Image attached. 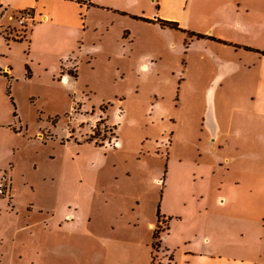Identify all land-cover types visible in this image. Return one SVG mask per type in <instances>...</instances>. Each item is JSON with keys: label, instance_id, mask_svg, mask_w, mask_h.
I'll list each match as a JSON object with an SVG mask.
<instances>
[{"label": "rangeland", "instance_id": "obj_1", "mask_svg": "<svg viewBox=\"0 0 264 264\" xmlns=\"http://www.w3.org/2000/svg\"><path fill=\"white\" fill-rule=\"evenodd\" d=\"M151 1L99 3L138 13ZM77 6L61 11L78 15V25L37 28L29 78L18 59L11 78L0 74V176L10 189L0 195V264H169L166 246L199 226L205 196L222 193L221 172L209 173L212 191L206 186L218 156L206 117L225 113L218 89L236 46L157 31L107 8L86 18ZM72 63L75 77L60 81ZM234 179L226 177L225 193ZM232 205H211L207 215V229L221 217V241L234 237L225 227ZM174 208L185 220L165 247L164 223L152 246L147 220Z\"/></svg>", "mask_w": 264, "mask_h": 264}, {"label": "crops", "instance_id": "obj_2", "mask_svg": "<svg viewBox=\"0 0 264 264\" xmlns=\"http://www.w3.org/2000/svg\"><path fill=\"white\" fill-rule=\"evenodd\" d=\"M68 5L75 10L77 5L83 6L86 18L97 7L118 14L123 12L121 15L125 17L142 18L143 23L157 31L175 30L162 28L155 21L175 22L184 31L178 32L183 34L217 38L222 48L231 44L236 46L235 66L224 75L226 82L222 77L218 89V106L225 113L221 112L218 119L209 109L206 117L215 142L214 151L218 155L217 165L208 169L206 186L212 191L214 175L209 173L221 172L218 185H221L222 193L204 197L198 209H204L205 217L199 226L182 234L180 243L174 247H167L165 241L171 236V228L178 230L185 220L184 210L157 209L156 221L151 215L147 226L153 233L157 216L163 218L166 231L162 232L166 235L162 237L163 246L173 251L169 264H264V210L255 209V204L264 208V0H152L147 11L138 13L114 9L99 0H0V74L11 78L18 59L21 76L29 78L30 72L25 65L30 54L28 43L33 42L37 28L38 31L53 28L59 32L63 27L69 29L79 24L78 15V18L74 13L66 16L61 11ZM23 11L32 13L25 18V25H29L28 18L33 17L34 22L26 31L25 39H18L19 31L14 20L16 13ZM246 15L249 17L245 18ZM57 68L58 64L55 72ZM76 68L74 63L62 66L61 76L65 81L59 80L68 84L70 78L75 77ZM224 70L226 72L227 68ZM230 174L235 179L225 193V179ZM155 181L160 183L158 179ZM228 203L233 205L227 213L229 224L225 227L234 237L232 241H221L215 234L220 228L221 217H216L207 229V215L211 205L224 209ZM190 215V219L193 218V213Z\"/></svg>", "mask_w": 264, "mask_h": 264}, {"label": "built area", "instance_id": "obj_3", "mask_svg": "<svg viewBox=\"0 0 264 264\" xmlns=\"http://www.w3.org/2000/svg\"><path fill=\"white\" fill-rule=\"evenodd\" d=\"M32 16V13L30 11H23L20 12V14L17 17V23L21 27V30L19 31V35H17L18 39H25L26 37V25H25V18ZM33 19V17H32ZM60 80H64L63 76L60 77ZM6 177L5 175L0 176V195H4L7 193V185L5 184ZM163 227L162 221H158L157 225L154 227V229H161Z\"/></svg>", "mask_w": 264, "mask_h": 264}, {"label": "trees", "instance_id": "obj_4", "mask_svg": "<svg viewBox=\"0 0 264 264\" xmlns=\"http://www.w3.org/2000/svg\"><path fill=\"white\" fill-rule=\"evenodd\" d=\"M146 21V20H144ZM160 27L162 28H168V29H171V30H175V31H181V32H184L181 28H179V26L175 23V22H169V21H164V20H157L155 21ZM185 34H188V36H195L196 38H205V36L203 35H200V34H192V33H188V32H185ZM158 217V221H159V216ZM158 231L159 229H154L153 230V233H152V238L154 240L152 246H159V244H157V241H158Z\"/></svg>", "mask_w": 264, "mask_h": 264}, {"label": "bare ground", "instance_id": "obj_5", "mask_svg": "<svg viewBox=\"0 0 264 264\" xmlns=\"http://www.w3.org/2000/svg\"><path fill=\"white\" fill-rule=\"evenodd\" d=\"M64 81H65V79H64Z\"/></svg>", "mask_w": 264, "mask_h": 264}, {"label": "water", "instance_id": "obj_6", "mask_svg": "<svg viewBox=\"0 0 264 264\" xmlns=\"http://www.w3.org/2000/svg\"><path fill=\"white\" fill-rule=\"evenodd\" d=\"M209 118H210V116H209Z\"/></svg>", "mask_w": 264, "mask_h": 264}]
</instances>
